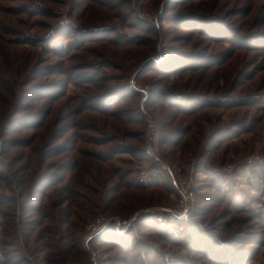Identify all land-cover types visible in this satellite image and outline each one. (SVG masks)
<instances>
[{
    "label": "rangeland",
    "instance_id": "obj_1",
    "mask_svg": "<svg viewBox=\"0 0 264 264\" xmlns=\"http://www.w3.org/2000/svg\"><path fill=\"white\" fill-rule=\"evenodd\" d=\"M0 264H264V0H0Z\"/></svg>",
    "mask_w": 264,
    "mask_h": 264
},
{
    "label": "trees",
    "instance_id": "obj_2",
    "mask_svg": "<svg viewBox=\"0 0 264 264\" xmlns=\"http://www.w3.org/2000/svg\"><path fill=\"white\" fill-rule=\"evenodd\" d=\"M153 99L155 100V98H153ZM256 174H257V173H256ZM256 174L254 173V176H256ZM257 178H259V176H258ZM191 229H192V233H193V234H197V233H199L198 228H196L195 226H192Z\"/></svg>",
    "mask_w": 264,
    "mask_h": 264
},
{
    "label": "built area",
    "instance_id": "obj_3",
    "mask_svg": "<svg viewBox=\"0 0 264 264\" xmlns=\"http://www.w3.org/2000/svg\"><path fill=\"white\" fill-rule=\"evenodd\" d=\"M163 168H164V169H166V167H165V166H163Z\"/></svg>",
    "mask_w": 264,
    "mask_h": 264
}]
</instances>
